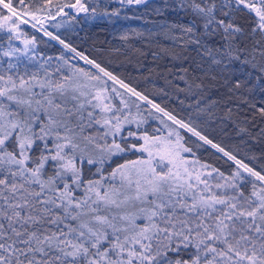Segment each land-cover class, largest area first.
<instances>
[{
  "label": "snow or ice",
  "instance_id": "obj_1",
  "mask_svg": "<svg viewBox=\"0 0 264 264\" xmlns=\"http://www.w3.org/2000/svg\"><path fill=\"white\" fill-rule=\"evenodd\" d=\"M178 6L191 8L202 21L200 36L219 34L225 41L222 49L209 47L197 35L195 21L182 27L188 43L202 47L203 55L228 74L233 90L247 83L230 79L234 62L258 67L257 80H264V0H189ZM52 7L53 0H0V29L18 38L23 25H39L44 35L76 52L45 24L57 15L70 16L71 10L88 13L87 3H57L55 13ZM245 10L253 14L251 32L261 34L251 48L241 47L244 29L234 22V13ZM24 44L28 49L35 38ZM19 52L11 48L3 56ZM76 55L172 124L160 121L167 135L140 132L147 120L139 105L135 115L126 100L117 107L107 81L90 85L101 77L83 69L54 80L59 67L50 71L40 64L36 71L27 66L21 71L19 56L16 64L0 68V264H264V174L213 143L192 121L178 119L94 60ZM187 89L191 92L193 84ZM133 124L138 131L125 133ZM181 130L235 161L236 170L225 175L189 159L186 154L195 153ZM128 152L141 155L118 162Z\"/></svg>",
  "mask_w": 264,
  "mask_h": 264
},
{
  "label": "trees",
  "instance_id": "obj_2",
  "mask_svg": "<svg viewBox=\"0 0 264 264\" xmlns=\"http://www.w3.org/2000/svg\"><path fill=\"white\" fill-rule=\"evenodd\" d=\"M117 1L84 0L89 7L88 13L71 10L70 16L57 15L54 20H48L45 27L71 48L94 60L117 79L178 119L192 121L213 143L264 174V114L260 112V108L264 107V80H257L262 75L259 68L240 62L229 65L231 80L247 81L245 87L233 90L231 83H226L228 74L222 73L220 66L212 64L211 57L203 55L202 47L189 44L190 37L182 31V27L194 21L198 25V36L205 31L199 26L202 21L191 8L178 6L181 2L187 6L189 0H148L146 5L133 4L128 7L116 5ZM72 2L74 0H53V13L57 3L63 5ZM92 8H96L95 13H92ZM116 11H119V15L111 14ZM234 17V22L244 29L243 35L238 37L241 47L251 48L256 41L261 40L260 32H251L254 26L253 14L247 10L237 11ZM33 38L35 44L25 49L24 41ZM200 38L209 47L222 49L225 44L219 34L211 38ZM11 48L20 49L17 56L21 71L25 66L29 71H36L40 64H45L50 71L56 67L61 69L53 76L54 80H59L61 75H71L76 69L99 75L101 81H90V85L100 87L102 81L106 80L112 103L117 107H123L121 100H126L135 115L138 111L136 105H139V112L147 120L141 125L140 132L146 130L149 135H167V129L160 121L162 119L169 125L172 122L163 113L157 112L146 101L132 96L119 83L105 77L99 69L80 61L69 48L35 30L30 24L22 26L18 38L16 34L0 29V68H7L9 62H18L17 56H3V52ZM24 51H28L27 56L23 55ZM49 57L52 59L49 60ZM185 68L188 69L187 73L183 71ZM187 84H193L191 92ZM196 84H203V89L195 88ZM113 88L122 95L112 92ZM36 91L39 92V88ZM197 100L200 101L199 105ZM129 130L138 131L134 124L125 126V133ZM181 134L195 153V157L186 154L189 159L198 158L225 175L231 174L238 167L235 161L229 160L223 153L199 141L186 130H181ZM125 138L129 143H142L135 137ZM140 155L139 152H128L118 162L134 160ZM92 172H95V167Z\"/></svg>",
  "mask_w": 264,
  "mask_h": 264
},
{
  "label": "water",
  "instance_id": "obj_3",
  "mask_svg": "<svg viewBox=\"0 0 264 264\" xmlns=\"http://www.w3.org/2000/svg\"><path fill=\"white\" fill-rule=\"evenodd\" d=\"M117 4H120L119 3V0L117 1V3H116V5ZM120 5H122V4H120ZM124 6H130V5H127V4H124ZM35 30H38V31H40V29H38V28H34ZM48 31V30H47ZM40 32H42L43 33V31H40ZM54 36V35H53ZM51 38V37H50ZM54 40V39H53ZM57 42H59L58 40H56ZM66 44V43H65ZM63 45V44H62ZM64 46V45H63ZM79 53V52H78ZM90 59V58H89ZM94 66V65H93ZM103 68V67H102ZM106 70V69H105ZM107 71V70H106ZM108 72V71H107ZM114 76V75H113ZM118 80H120V79H118ZM122 81V80H121ZM125 83V82H124ZM126 84V83H125ZM131 88V87H130ZM155 103V102H154ZM165 111H167V110H165ZM168 112V111H167Z\"/></svg>",
  "mask_w": 264,
  "mask_h": 264
},
{
  "label": "rangeland",
  "instance_id": "obj_4",
  "mask_svg": "<svg viewBox=\"0 0 264 264\" xmlns=\"http://www.w3.org/2000/svg\"><path fill=\"white\" fill-rule=\"evenodd\" d=\"M74 12H75V10H73ZM47 23V22H46ZM79 58H77V59H79L80 61H82V62H84V63H87L84 59H81L80 58V56H78ZM88 64V63H87ZM1 65V64H0ZM92 66V65H91ZM96 68V67H95Z\"/></svg>",
  "mask_w": 264,
  "mask_h": 264
},
{
  "label": "bare ground",
  "instance_id": "obj_5",
  "mask_svg": "<svg viewBox=\"0 0 264 264\" xmlns=\"http://www.w3.org/2000/svg\"><path fill=\"white\" fill-rule=\"evenodd\" d=\"M37 28L39 29V25H37ZM77 52H78V51H77ZM77 52H76V53H77ZM81 55H82V54H81ZM82 56H83V55H82ZM84 57H85V56H84ZM88 59H89V58H88ZM89 60H92V59H89ZM95 63H96V62H95Z\"/></svg>",
  "mask_w": 264,
  "mask_h": 264
}]
</instances>
